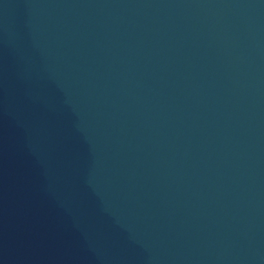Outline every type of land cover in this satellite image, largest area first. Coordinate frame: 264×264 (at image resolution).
<instances>
[{
  "label": "water",
  "instance_id": "obj_1",
  "mask_svg": "<svg viewBox=\"0 0 264 264\" xmlns=\"http://www.w3.org/2000/svg\"><path fill=\"white\" fill-rule=\"evenodd\" d=\"M0 264H264V0H0Z\"/></svg>",
  "mask_w": 264,
  "mask_h": 264
}]
</instances>
